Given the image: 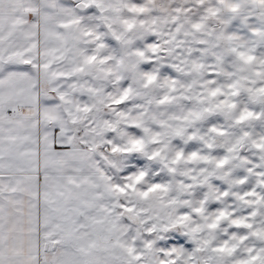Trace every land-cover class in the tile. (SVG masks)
Returning a JSON list of instances; mask_svg holds the SVG:
<instances>
[{
  "label": "snow or ice",
  "instance_id": "snow-or-ice-1",
  "mask_svg": "<svg viewBox=\"0 0 264 264\" xmlns=\"http://www.w3.org/2000/svg\"><path fill=\"white\" fill-rule=\"evenodd\" d=\"M0 264H264V0H0Z\"/></svg>",
  "mask_w": 264,
  "mask_h": 264
}]
</instances>
